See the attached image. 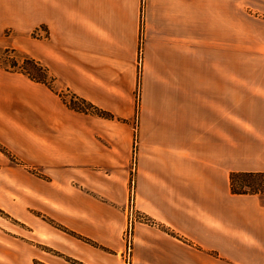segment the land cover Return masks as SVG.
I'll list each match as a JSON object with an SVG mask.
<instances>
[{
	"label": "crops",
	"instance_id": "1",
	"mask_svg": "<svg viewBox=\"0 0 264 264\" xmlns=\"http://www.w3.org/2000/svg\"><path fill=\"white\" fill-rule=\"evenodd\" d=\"M240 9L264 27V0H0L53 84L114 117L0 71V264H125L131 205L132 264H264V197L230 181L264 173V80L201 87V16L236 38Z\"/></svg>",
	"mask_w": 264,
	"mask_h": 264
},
{
	"label": "rangeland",
	"instance_id": "2",
	"mask_svg": "<svg viewBox=\"0 0 264 264\" xmlns=\"http://www.w3.org/2000/svg\"><path fill=\"white\" fill-rule=\"evenodd\" d=\"M212 5L217 6L215 2H212ZM240 10L236 38H229L227 35L229 31H226L222 25L208 22L213 19L212 17L202 18L203 16H201L202 89H205L204 86L213 85L210 81L214 79L224 81L264 80V39L260 37L264 32V27L253 22L256 15H253L252 12ZM248 31H254L255 35ZM25 59L35 60L45 67V33L39 35L34 31L33 33L20 34L14 32L10 27L0 26V71L6 75L20 74L6 71L4 67L10 70L15 69L14 62L19 63V67ZM139 59L142 62V50L139 52ZM30 72L34 74V70L30 69ZM49 78L51 77L49 76ZM52 86L56 93L62 92L59 85L52 83ZM63 92L69 101L73 94ZM0 151L12 164H16V159L6 148L0 146ZM43 170L41 168L34 169L39 175L44 173ZM43 219L45 220V217ZM34 238L36 241L43 240L37 236ZM36 244L37 242H35ZM37 250L45 251L44 245L37 244ZM34 264L42 263L35 260ZM220 264H224V262Z\"/></svg>",
	"mask_w": 264,
	"mask_h": 264
},
{
	"label": "trees",
	"instance_id": "3",
	"mask_svg": "<svg viewBox=\"0 0 264 264\" xmlns=\"http://www.w3.org/2000/svg\"><path fill=\"white\" fill-rule=\"evenodd\" d=\"M18 65L19 63L14 62L15 69L10 70L7 67H4V69L9 72H16L23 74L26 77H28L30 80L36 83L46 85L49 89L55 91V89L52 86L54 80L49 78L48 71L43 65L32 59H25L22 65H20L19 67ZM16 67L18 68L16 69ZM30 69L34 70V74L30 72ZM57 94L63 99L64 103L71 110H74L76 112L93 113L106 119L114 118L111 114L96 108L91 103L77 97L76 95H73L70 98V100L67 101L68 99L66 98V95L63 91L61 93L57 92ZM230 181H231V190L233 194L236 195L259 194L264 197V173H233L231 174ZM56 227L68 234L74 235L72 232H69L67 229L61 226H56ZM73 264H80V263L73 261Z\"/></svg>",
	"mask_w": 264,
	"mask_h": 264
},
{
	"label": "built area",
	"instance_id": "4",
	"mask_svg": "<svg viewBox=\"0 0 264 264\" xmlns=\"http://www.w3.org/2000/svg\"><path fill=\"white\" fill-rule=\"evenodd\" d=\"M139 63H142L140 59H139ZM138 222L151 223V221L147 217L137 213L135 208L131 205L130 214H129V227L125 234L126 249L123 254L125 258V264H132V256H133L132 234H133L134 226Z\"/></svg>",
	"mask_w": 264,
	"mask_h": 264
}]
</instances>
